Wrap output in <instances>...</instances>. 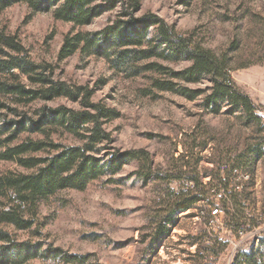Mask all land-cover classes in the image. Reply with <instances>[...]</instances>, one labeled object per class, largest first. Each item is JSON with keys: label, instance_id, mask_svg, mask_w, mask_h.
Returning a JSON list of instances; mask_svg holds the SVG:
<instances>
[{"label": "rangeland", "instance_id": "obj_1", "mask_svg": "<svg viewBox=\"0 0 264 264\" xmlns=\"http://www.w3.org/2000/svg\"><path fill=\"white\" fill-rule=\"evenodd\" d=\"M140 1L138 17L157 15L174 26L178 34L195 33L217 55L228 53L232 80L252 98L264 118V0ZM118 13L119 9L89 26L75 27L55 21L51 12L34 13L25 4H18L0 12V31L17 36L35 63L52 65L56 78L70 85L88 86L95 91V102H103L120 113V118L106 127L116 151H148L155 173L163 175L171 172L182 157L197 165L200 173L213 171L216 175L220 167L230 164L242 167L241 173L248 171L249 180L234 179L241 186L237 191L239 210L250 236L231 258L234 247L230 241L235 234L227 227H218L217 237L207 233L208 205L213 201L208 195L195 210L177 217L167 238L152 245L154 222L159 217L156 214L171 201L172 193L181 191L183 184H144L135 174L136 163L128 164L113 178L120 183H109L104 178L84 192L64 191L43 203L40 238L32 237L31 232L12 228L9 231L19 240L42 241L67 254L86 256L85 264H233L238 252L252 254L251 264H264V157L256 162L247 159V149L264 137L260 128L246 126L239 113L228 114L226 109L220 114L205 111L202 98L190 101L157 91L145 96L144 91L150 89L148 76L129 77L112 69L104 59L77 53L59 60L68 34L99 31L112 23ZM187 66L181 63L171 67L180 70ZM209 85L205 79L192 88L205 89ZM44 105L79 109V105L64 99L37 103L34 109ZM55 139L66 145L78 144L70 136ZM11 171L27 173L13 163L0 161V175ZM225 219L228 223L227 216ZM256 230L261 233L254 236ZM200 251L204 252L203 258L199 257ZM30 264L62 263L36 260Z\"/></svg>", "mask_w": 264, "mask_h": 264}, {"label": "trees", "instance_id": "obj_2", "mask_svg": "<svg viewBox=\"0 0 264 264\" xmlns=\"http://www.w3.org/2000/svg\"><path fill=\"white\" fill-rule=\"evenodd\" d=\"M18 4H25L34 13L51 12L55 21L75 27L89 26L119 9L115 20L99 31L68 34L59 60L77 53L104 59L112 69L129 77L148 76L150 89L144 91L145 96L157 91L190 101L202 98L205 111L220 114L226 109L228 114L239 113L246 126L253 125L264 132L259 107L231 78L228 53L217 55L195 33L178 34L174 26L157 15L138 17L140 0H0V12ZM181 63L188 66L180 70L171 67ZM205 79L210 83L207 88H192ZM94 95L95 91L88 86L70 85L56 78L52 65L35 63L17 36L0 31V161L13 163L27 172L0 175V264H30L36 260L85 264L86 256L67 254L42 241L19 240L9 229L31 232L32 237L40 238L43 203L64 191L84 192L104 178L109 183H120L113 178L130 163L138 165L135 174L144 184H183L181 191L172 193L171 201L156 214L161 218L154 222L152 245L167 238L177 217L195 210L208 195L211 197L213 189L224 191L226 199L221 206L234 231L244 224L245 217L239 210L240 195L230 188L220 170L216 175L213 171L200 173L197 165L182 157L176 160L171 172L163 175L155 173L148 151H116L106 127L119 119L120 113L103 102H95ZM61 99L79 105V109L64 105L34 109L37 103ZM22 136L27 137L21 139ZM63 136L74 138L78 144L66 145L55 139ZM247 155L254 162L264 157V137L247 149ZM230 167L243 170L236 164ZM207 178L210 180L205 183ZM252 261V254L238 252L233 264Z\"/></svg>", "mask_w": 264, "mask_h": 264}, {"label": "built area", "instance_id": "obj_3", "mask_svg": "<svg viewBox=\"0 0 264 264\" xmlns=\"http://www.w3.org/2000/svg\"><path fill=\"white\" fill-rule=\"evenodd\" d=\"M241 169H237V168H232L228 165H224L222 167H220V172L222 177L225 179H228L230 188H234V190L240 191L241 186L236 184V181L234 178L237 179V177L240 179V177H242V179L245 180H249L250 179V174L247 172L241 173L240 172ZM234 179V180H233ZM232 184V185H231ZM190 187L193 186V184L189 185ZM234 186V187H233ZM211 197H212V203L208 205V219L206 220V228H207V233L210 236H218V227H227L228 231L230 233H234V239L230 241V244L233 245V254L232 256L235 254V252L239 249L240 245H242V243H244L245 240L248 239V237L250 235L247 234V230L244 226L242 225L239 229L236 230V232L234 231V227L227 223L225 216L226 213L223 209V207L221 206V203L224 199H226V195L224 193V191H219L216 189H213L211 191ZM203 215V214H202ZM199 219V218H198ZM249 228V227H248ZM214 231V234H212L211 232ZM261 233L260 230H256L254 233H252L254 236L256 234ZM199 257L203 258L204 257V252L200 251L199 253Z\"/></svg>", "mask_w": 264, "mask_h": 264}]
</instances>
